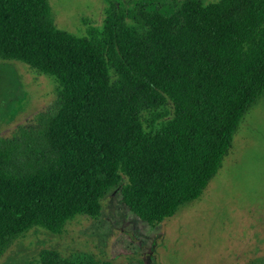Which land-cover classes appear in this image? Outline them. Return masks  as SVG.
<instances>
[{"label": "trees", "instance_id": "16d2710c", "mask_svg": "<svg viewBox=\"0 0 264 264\" xmlns=\"http://www.w3.org/2000/svg\"><path fill=\"white\" fill-rule=\"evenodd\" d=\"M108 3L102 26L76 36L49 0H0V59L58 85L41 128L0 146V257L34 227L98 217L116 187L142 221L172 217L264 96V0H182L170 15ZM32 264L74 263L43 249Z\"/></svg>", "mask_w": 264, "mask_h": 264}, {"label": "rangeland", "instance_id": "374dc122", "mask_svg": "<svg viewBox=\"0 0 264 264\" xmlns=\"http://www.w3.org/2000/svg\"><path fill=\"white\" fill-rule=\"evenodd\" d=\"M108 1L49 3L60 29L88 36L90 28L102 26ZM113 1L170 15L182 0ZM57 95L54 77L0 59V146L38 131ZM43 249L74 264H264V96L248 108L222 167L199 199L151 225L130 211L120 187L112 188L98 217L77 215L59 234L34 227L10 241L0 264H32Z\"/></svg>", "mask_w": 264, "mask_h": 264}]
</instances>
